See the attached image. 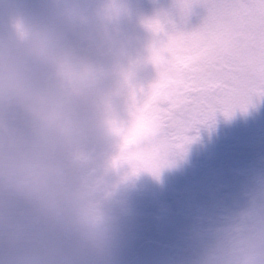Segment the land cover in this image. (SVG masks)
<instances>
[{
  "label": "clouds",
  "instance_id": "9594fccd",
  "mask_svg": "<svg viewBox=\"0 0 264 264\" xmlns=\"http://www.w3.org/2000/svg\"><path fill=\"white\" fill-rule=\"evenodd\" d=\"M144 21L128 0H0V264H117L151 85L182 79ZM195 264H264V187Z\"/></svg>",
  "mask_w": 264,
  "mask_h": 264
},
{
  "label": "snow or ice",
  "instance_id": "6c2138e0",
  "mask_svg": "<svg viewBox=\"0 0 264 264\" xmlns=\"http://www.w3.org/2000/svg\"><path fill=\"white\" fill-rule=\"evenodd\" d=\"M194 5L207 15L190 32L169 31L160 19L144 21L157 38L153 61L182 79L170 86L162 75L151 85L157 131L134 148L137 170L158 174L188 142L189 129L264 94V0H178L175 7L186 19Z\"/></svg>",
  "mask_w": 264,
  "mask_h": 264
},
{
  "label": "flooded vegetation",
  "instance_id": "af4514ba",
  "mask_svg": "<svg viewBox=\"0 0 264 264\" xmlns=\"http://www.w3.org/2000/svg\"><path fill=\"white\" fill-rule=\"evenodd\" d=\"M142 2L128 0L136 13ZM186 135L187 167L180 150L160 167L161 171L178 165L180 176H144L142 170L127 177L132 215L119 227L117 264H133L138 249L145 256L167 257L172 264H195L213 232L245 212L254 192L264 187V142L242 143L220 111Z\"/></svg>",
  "mask_w": 264,
  "mask_h": 264
},
{
  "label": "rangeland",
  "instance_id": "374dc122",
  "mask_svg": "<svg viewBox=\"0 0 264 264\" xmlns=\"http://www.w3.org/2000/svg\"><path fill=\"white\" fill-rule=\"evenodd\" d=\"M148 2L144 5L143 11L141 12V18L147 19H160L162 22L165 23V26H168L167 30L172 29V27H176L173 31H182V32H190L198 28L203 18L207 15L206 9L199 5H194L191 9L190 14L187 16L186 20L181 17L179 14V10L175 7L178 0H147ZM203 12H205L203 14ZM203 14V15H202ZM185 20V21H184ZM192 20V22H190ZM180 24V25H179ZM189 26V30H188ZM149 33L146 30L141 29V36H145L146 38ZM151 82V81H150ZM259 107L254 105V95L251 97L249 103H247L243 108L237 107L232 110L229 114L232 116L234 115V111L237 110L236 115L242 118L240 120L244 125L243 128L245 132L241 133L242 138L240 139L245 144L249 145L254 142L261 141V132L262 129L254 128L255 121L257 117L261 116L256 110ZM238 117V116H237ZM234 117L237 121L238 118ZM225 120L228 119V116H224ZM252 121V124H251ZM257 125L261 126V124ZM178 169H176V173H172L169 170L160 171L158 174H151L148 171L144 170V176H178ZM163 182H168L169 179H162Z\"/></svg>",
  "mask_w": 264,
  "mask_h": 264
}]
</instances>
